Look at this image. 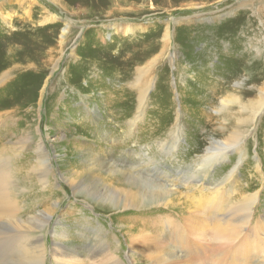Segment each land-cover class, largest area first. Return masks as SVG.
<instances>
[{"label":"rangeland","instance_id":"1","mask_svg":"<svg viewBox=\"0 0 264 264\" xmlns=\"http://www.w3.org/2000/svg\"><path fill=\"white\" fill-rule=\"evenodd\" d=\"M0 5V167L11 176L20 217L38 221L34 230L48 254L62 230L81 260L75 264H95L93 248L134 264H161V256L152 261L154 249L165 255L162 264H232V257L235 264H264L258 219L252 216L248 227L229 221L242 197L260 188L256 202L264 215V107L249 124L241 108L264 98V0ZM141 87H147L143 111ZM234 97L241 101L222 108ZM175 128H182L176 146ZM215 141L232 149L198 171ZM38 143L53 186L36 171ZM96 156L103 159L93 163L101 169L95 176L119 194L95 193L87 166ZM115 163L123 172L144 169L146 181L128 184L132 177L123 173L113 180L107 168ZM67 177L84 178L87 189L74 190ZM216 188L221 197L213 201ZM112 203L118 208H103Z\"/></svg>","mask_w":264,"mask_h":264},{"label":"bare ground","instance_id":"2","mask_svg":"<svg viewBox=\"0 0 264 264\" xmlns=\"http://www.w3.org/2000/svg\"><path fill=\"white\" fill-rule=\"evenodd\" d=\"M2 7L3 6L0 5V11L2 10L1 9ZM1 13L4 14L2 11H1ZM7 16L9 17V15H7ZM3 18H4V20H6V16ZM64 31H65V28H64ZM0 38H2V37H0ZM139 85L143 86V83L140 81ZM139 92H140L139 93L140 95L138 94L139 95V97H138V100H139L138 110L143 111L144 105L146 104L147 87L146 88H144V87L139 88ZM234 101L240 102L241 100L238 97H234V99L230 98L228 100H225L222 104V108L225 107L226 104L232 103ZM263 107H264V98H263V100L260 99V100H254V101H249V102L247 101V103H241V108H242L243 112L247 111L249 113V114L247 113L248 115L245 117V120H243V121L245 123H248V124L252 123L253 119L255 117H257L256 116L257 112L259 110H261ZM137 117H139V115ZM243 125L245 127L247 126L245 124H243ZM176 126H178V125H176ZM181 129L175 128V130L173 131L172 135H173V139H174L173 140L174 146L179 144L180 134H182V133H180ZM236 138L238 140L235 141V143L233 144L234 146L240 144V142L242 140V134L239 133V136ZM26 141L28 142V140H26ZM29 144H31V142ZM235 147H233V149ZM230 148L232 149V147L228 146V142L215 141L213 146L209 147V150L206 151L207 154L205 155V157L202 158V157H200V155L196 157L197 159L202 158V161L206 162L205 166H200L197 170L199 171L200 169L204 170L207 168H211V166L208 165L210 163V161L215 160V162H213L215 164L222 157H224V159H225L228 156L226 154H228V152L230 151ZM34 151L36 153L34 160L36 163H38V164H36V171H38L41 174L42 179L44 178V182H46V183H47L46 179L51 177L49 184L53 186L54 181L52 179L54 178V175L52 173V170L49 168L48 157H47L46 152L43 151V145L41 143H38V145L35 147ZM245 156H247V155H245ZM102 159H103V157H101V156L97 157L96 156L94 159H92L89 162V164L90 163L91 164L90 165L88 164V166H87L88 169L91 171L90 173L94 175V178H92V179H93V182L96 185V187L93 186L94 187L93 189L95 190V193L98 194V197H101V198H103L102 196L107 197V196L111 195L112 193L119 194L118 188L116 185H114V188H112L111 186L108 187L109 185L106 182H103L102 178H99V177L97 178L95 176L97 171H99L101 169L99 168L100 166L95 168L96 166L93 163L95 162V163L100 165L102 162ZM0 162H2V161H0ZM261 164H263V160H259V163L256 164L255 167L256 168L260 167ZM91 165H93V166H91ZM207 166H209V167H207ZM34 167H35V165H34ZM130 168H125L126 172H123L121 170L122 166L118 163H115L114 166H111V168L109 167L107 169L112 171L111 178L113 180L116 179L117 173H123V175H125V177L129 176L132 178L129 180H126V178L117 179L118 181L126 180V183L133 184V185L136 183L140 184L141 181H146V178L143 177V176H146V173H144V171H145L144 169L140 170V169L133 168V167H130ZM78 172H79V170H78ZM236 172H237L236 170H234V171L232 170L231 173L227 174V176L232 177ZM259 172H260V170H259ZM206 173H208V172H205L203 175H206ZM261 175L262 176H260V177L264 181V174H261ZM89 176L92 177V175H89ZM76 177L74 179H72V178L69 179L68 177L67 178H68V181L71 182V184L73 185L74 190L80 189V192H81V190L85 191L86 186L84 184V181H86V180L84 178H82L83 179V182H82L81 180H77ZM195 178H199V176L195 175ZM202 178L205 179L208 177L205 176ZM194 182H197V184H198L200 182V180L196 179V180H194ZM10 183H11V176L9 175L8 171L5 169H2L0 167V264H47V260H49L51 262V264H75V263H79V261L81 262V260L77 258L78 256L74 253V251L70 250V247L68 245L69 242L67 240H65V237H64L65 233L62 230L59 234H57L58 232L55 233V239H53V245L54 246L50 249V252L48 254L47 245L45 244V242L42 240L41 236L39 235V230H34V228L38 229L40 227L39 224H37V226H35V224H34V222L36 221V218H34V216H27L26 217L27 214L24 215L25 216L24 219L20 217L21 216V209H23V208H20L19 205L17 204V201L12 197V194H11L12 193V185ZM202 183H204L203 180H201V185H202ZM86 184H87V181H86ZM202 187H204V186L202 185ZM50 188H52V187H50ZM93 189H91V190H93ZM220 190H221L220 188H216L215 193L212 195L213 201H215L216 199L221 197L220 194L218 193ZM80 192H77V193H80ZM262 192H263V189L260 188L258 191L255 192L254 195H249V194L244 195L242 197L240 203H239V206L236 205V211L235 212L238 215L230 216L231 218H229V221H232V222H234L235 225H237L236 220L242 219L245 227H248L250 220L252 219V216H254L255 218L258 219V220L257 219L256 220H257L258 225H259V230H262V232H263L262 234H264V215L262 213L260 214V211L258 212V204L256 202V199H258V195L260 196V193H262ZM89 194L91 196V193H89ZM85 197L87 198L88 196H85ZM224 199H225V197H224ZM220 201H222V198H221V200L220 199L217 200L216 204H219ZM103 208H107V209L111 210L112 208H118V205L115 203H112L110 207L104 206ZM230 208H232V205H230ZM258 214H260L259 218H258ZM26 218H28V219H26ZM23 221L28 223L30 225V227H28L27 225H24L22 223ZM36 223H38V221H36ZM228 225H230L229 222H228ZM35 231H37V232H35ZM250 231H252V230H250ZM219 237H221V236H219ZM223 237H225V236H223ZM252 238L251 237L248 238L249 241L255 240ZM255 238L258 239L260 237H255ZM149 241L150 240H148L147 243H149ZM147 246H148V244H147ZM219 248L221 249L220 246H219ZM106 250H107L106 248H102L100 250H97L96 248L91 249V252L89 254L90 260H94L95 264H134V261L131 259V257H130V262H127V261L124 262L121 260V256L118 253H114V250H112V251L109 250L107 252H106ZM136 250H137V253H139L137 248H136ZM236 250H237V248H236ZM227 251H229V249H227ZM231 255L235 256L236 252L231 251ZM160 256L162 257L161 258V264H162L166 261L165 255L161 252L160 249H157V251L154 249V254L151 255V258L153 259L152 261H155ZM233 258L234 257H232V259H231V263L235 264L237 262V260H234ZM179 263H181V262H179ZM245 263H247V262H244V264ZM181 264H183V263H181Z\"/></svg>","mask_w":264,"mask_h":264}]
</instances>
